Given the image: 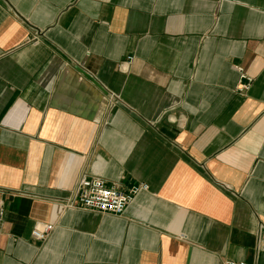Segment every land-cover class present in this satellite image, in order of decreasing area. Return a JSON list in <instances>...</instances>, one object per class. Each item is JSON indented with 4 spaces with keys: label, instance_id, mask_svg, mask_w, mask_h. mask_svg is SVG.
<instances>
[{
    "label": "crops",
    "instance_id": "crops-1",
    "mask_svg": "<svg viewBox=\"0 0 264 264\" xmlns=\"http://www.w3.org/2000/svg\"><path fill=\"white\" fill-rule=\"evenodd\" d=\"M0 200V264H264V0H0Z\"/></svg>",
    "mask_w": 264,
    "mask_h": 264
},
{
    "label": "built area",
    "instance_id": "built-area-1",
    "mask_svg": "<svg viewBox=\"0 0 264 264\" xmlns=\"http://www.w3.org/2000/svg\"><path fill=\"white\" fill-rule=\"evenodd\" d=\"M129 56L126 64L131 61ZM240 84L238 91H247L252 80L243 75H240ZM148 190V185L145 183L134 184L128 189H121L116 186L107 185L103 180L98 178H88L81 176L73 189L72 196L66 204V207L80 208L91 210L102 214H111L118 216L124 212L126 207L132 202L134 197L141 191ZM5 212L3 202L0 200V220ZM54 229V224L37 222L32 231L31 237L39 242H44L48 239ZM234 264V262H227Z\"/></svg>",
    "mask_w": 264,
    "mask_h": 264
},
{
    "label": "water",
    "instance_id": "water-1",
    "mask_svg": "<svg viewBox=\"0 0 264 264\" xmlns=\"http://www.w3.org/2000/svg\"><path fill=\"white\" fill-rule=\"evenodd\" d=\"M80 71L84 74L85 77H87L90 80H93L88 74L84 73L82 70H80Z\"/></svg>",
    "mask_w": 264,
    "mask_h": 264
}]
</instances>
